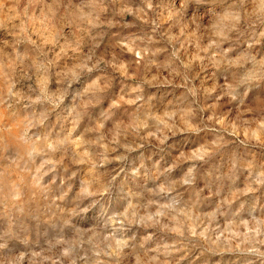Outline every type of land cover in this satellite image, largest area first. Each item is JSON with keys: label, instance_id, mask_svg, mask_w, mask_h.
Here are the masks:
<instances>
[{"label": "rangeland", "instance_id": "rangeland-1", "mask_svg": "<svg viewBox=\"0 0 264 264\" xmlns=\"http://www.w3.org/2000/svg\"><path fill=\"white\" fill-rule=\"evenodd\" d=\"M0 264H264V0H0Z\"/></svg>", "mask_w": 264, "mask_h": 264}]
</instances>
